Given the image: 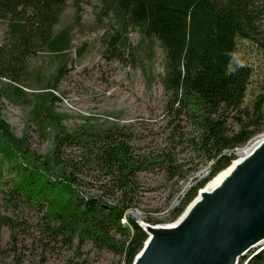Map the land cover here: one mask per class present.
<instances>
[{"label":"trees","instance_id":"1","mask_svg":"<svg viewBox=\"0 0 264 264\" xmlns=\"http://www.w3.org/2000/svg\"><path fill=\"white\" fill-rule=\"evenodd\" d=\"M98 5L97 25L108 20L102 40L111 56L120 60L142 48L151 67L156 42L161 49L157 75L170 116L164 143L139 151L126 127L107 117L83 116L84 123L74 128L65 124L70 114L57 109L62 100L57 88L71 54L82 56V46L73 50L71 41L84 29L80 0H0V99L21 106L25 126L33 123L50 142L42 154L31 149L0 107V163L14 170L7 185L0 173V187L7 186L5 205L22 200L41 210L37 228L50 240L68 247L89 242L131 264L147 236L128 214L140 194L138 173L160 169L169 179L187 175L177 157L186 145L208 162V173L195 178L171 209L174 220L230 164L234 150L264 130V0H98ZM68 6L73 13L63 22ZM130 29L140 35L135 46ZM241 43L255 54L254 63H232ZM143 70L151 86L156 77L151 68ZM181 115L191 131L171 124ZM29 224L0 212V229L10 230V249L15 250L19 228ZM0 264L23 260L15 253L10 262L0 258ZM238 264H264V248L241 256Z\"/></svg>","mask_w":264,"mask_h":264},{"label":"rangeland","instance_id":"2","mask_svg":"<svg viewBox=\"0 0 264 264\" xmlns=\"http://www.w3.org/2000/svg\"><path fill=\"white\" fill-rule=\"evenodd\" d=\"M80 6V21L84 24V29L76 30L71 41L74 45L73 50L78 45L82 46V56L72 53L71 59L67 61V72L58 83L57 94L62 100L57 102V109L70 114L64 119L69 128L84 123L83 116L97 117L100 120L107 117L126 127V131L130 132V143L139 151L155 149L164 143L168 130L167 122L170 119L164 112L165 96L157 75L163 60L160 47L156 42L151 66L156 79L148 86L143 66L145 65L147 69L150 67L142 57L143 49L133 48L130 54L125 52L120 60L111 56L108 46L102 40L108 27V20L104 18L98 21L101 26L97 25L96 21L98 0H80ZM71 15L72 7L68 6L62 21H69ZM128 35L131 45H137L139 33L135 29H130ZM147 42L143 41L144 44ZM242 45L241 43L238 46L232 63L234 65L247 61L254 63L255 54L245 51ZM0 107L4 118L12 125L14 133L18 136L24 133L31 149L42 154L50 147L49 140L41 137L33 123L25 126V111L21 106L1 98ZM177 122L183 125L184 131H191L184 116L172 118L171 124ZM263 134L264 130L245 145L251 144ZM235 156L238 157L236 154ZM177 157L179 162L183 163L187 175L169 179L160 169L139 172L137 179L140 194L136 206L130 208L128 214L134 212L139 219L152 224L154 221H159L157 222L159 224L173 221L171 209L177 205L194 179L205 176L209 171L208 162L201 161L189 145L180 148ZM197 165L199 168L193 169ZM0 173L7 185L14 170L3 161L0 163ZM5 187H7L5 184L0 187V212L27 220L30 224L19 228L15 250L10 249L9 228L3 226L0 229V258L3 261L10 262L13 255L19 253L23 264H126L121 255L110 250H98L89 242L82 245L74 242L68 247L60 240H50L37 228L36 222L41 210L29 206L22 200L5 205L2 200ZM89 192L92 193L91 190ZM261 248L262 245L255 246L244 255L248 257L252 250Z\"/></svg>","mask_w":264,"mask_h":264},{"label":"water","instance_id":"3","mask_svg":"<svg viewBox=\"0 0 264 264\" xmlns=\"http://www.w3.org/2000/svg\"><path fill=\"white\" fill-rule=\"evenodd\" d=\"M235 154L172 222L152 224L131 213L147 235L131 264H237L264 241V134Z\"/></svg>","mask_w":264,"mask_h":264},{"label":"bare ground","instance_id":"4","mask_svg":"<svg viewBox=\"0 0 264 264\" xmlns=\"http://www.w3.org/2000/svg\"><path fill=\"white\" fill-rule=\"evenodd\" d=\"M67 5V4H66ZM73 13V12H72ZM74 15V14H73ZM75 35V34H74ZM151 68V67H150ZM237 157V156H236ZM236 159V158H235ZM234 159V160H235ZM227 171V169H223L222 171H219L216 175H214L212 177V179L210 180V182L208 183L209 186H212L214 183H216L220 177ZM259 245V244H258ZM257 245V246H258ZM260 245H262V248H264V241H261ZM252 249V248H251ZM250 250V249H249ZM243 256V255H242Z\"/></svg>","mask_w":264,"mask_h":264}]
</instances>
